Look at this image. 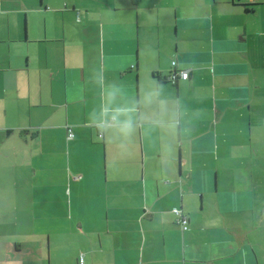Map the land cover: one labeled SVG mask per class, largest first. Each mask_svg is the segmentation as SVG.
Here are the masks:
<instances>
[{"label": "crops", "instance_id": "obj_1", "mask_svg": "<svg viewBox=\"0 0 264 264\" xmlns=\"http://www.w3.org/2000/svg\"><path fill=\"white\" fill-rule=\"evenodd\" d=\"M0 264H264V0H0Z\"/></svg>", "mask_w": 264, "mask_h": 264}, {"label": "built area", "instance_id": "obj_2", "mask_svg": "<svg viewBox=\"0 0 264 264\" xmlns=\"http://www.w3.org/2000/svg\"><path fill=\"white\" fill-rule=\"evenodd\" d=\"M172 65H175V61H172ZM180 76L181 78H187L188 77V69H179V70H172L168 76L167 79L170 81H175L177 79V77ZM67 137L71 138L73 137V132L71 131L70 128H68V132H67ZM172 212L175 214V221L180 225L182 230H186L188 228V217L187 215H185L181 208L179 207H172L171 208ZM79 262L82 263L83 262V256L80 255L79 257Z\"/></svg>", "mask_w": 264, "mask_h": 264}, {"label": "clouds", "instance_id": "obj_3", "mask_svg": "<svg viewBox=\"0 0 264 264\" xmlns=\"http://www.w3.org/2000/svg\"><path fill=\"white\" fill-rule=\"evenodd\" d=\"M133 131V122L131 118L124 121L120 126V132H122L124 135H130Z\"/></svg>", "mask_w": 264, "mask_h": 264}, {"label": "rangeland", "instance_id": "obj_4", "mask_svg": "<svg viewBox=\"0 0 264 264\" xmlns=\"http://www.w3.org/2000/svg\"><path fill=\"white\" fill-rule=\"evenodd\" d=\"M52 162H54V163H53V164H54V166H59V167L61 166V165H60V161H58V162H57V164L55 163V162H56V160H52Z\"/></svg>", "mask_w": 264, "mask_h": 264}]
</instances>
